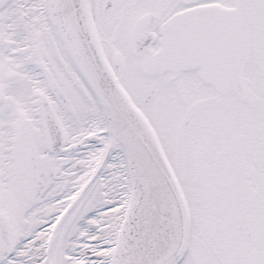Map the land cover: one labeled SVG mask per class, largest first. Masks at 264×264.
Masks as SVG:
<instances>
[{
	"label": "snow or ice",
	"instance_id": "1",
	"mask_svg": "<svg viewBox=\"0 0 264 264\" xmlns=\"http://www.w3.org/2000/svg\"><path fill=\"white\" fill-rule=\"evenodd\" d=\"M0 264H264V0H0Z\"/></svg>",
	"mask_w": 264,
	"mask_h": 264
}]
</instances>
